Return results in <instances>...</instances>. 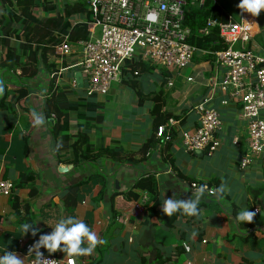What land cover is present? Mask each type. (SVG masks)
Here are the masks:
<instances>
[{"label":"crops","instance_id":"obj_1","mask_svg":"<svg viewBox=\"0 0 264 264\" xmlns=\"http://www.w3.org/2000/svg\"><path fill=\"white\" fill-rule=\"evenodd\" d=\"M228 1L239 16L237 21L247 19L252 34L249 45L264 57V10L259 16L250 14L251 17L247 12L241 13L239 0ZM0 5L6 8L2 1ZM3 13L0 11V17ZM10 40L12 45L18 42L14 36ZM78 56H68L69 62H76L75 68L72 71L60 65L57 78L58 83L73 90L68 95L71 102L84 95L80 91L83 88L74 83ZM198 57L180 75L171 73L167 102L165 94L160 102L162 111L181 114V119H175L170 131L162 136L163 142L145 160H141L140 150L154 132L151 108L162 84L159 71L139 79L143 103L137 90L122 79L117 89L111 88L107 95L90 96L78 110L70 112L68 134L87 132L92 150L120 149L124 156L121 161L92 156L78 164H73V149L61 150L59 155L55 151L51 132L55 119L47 118L44 110L50 96L48 75L44 73L38 81L26 83L32 91L17 100V94H7L6 89L15 90L21 85L11 74L0 71V82L5 85L0 95V179L23 184L16 189V207L10 196L0 193V255L6 250L15 251L24 264H29L25 245H34L41 233L33 236L29 230L25 234L22 225L36 223L34 227L42 233H50L52 229L46 224L75 216L91 227L98 240L104 241L91 254L73 257L76 264H264V223L255 224L264 209V161H254L247 170L239 168V160L248 149L240 106L231 103L220 107L221 94L217 91L214 105L220 107L222 114L223 125L218 134L222 144L212 153L189 152L182 144V133L198 126L195 105L209 93L208 82L221 74L213 60ZM16 70L21 74V68ZM189 76L195 80L189 82ZM123 96L129 97L130 109L109 106L112 102L108 98L117 102ZM33 111L44 116L45 124L34 126ZM110 114L114 121H110ZM172 131L177 134L173 139ZM235 136L240 138L238 145L233 142ZM131 156L133 161L129 160ZM149 176L157 182L156 200L161 211L165 199H194L193 183L222 189V196L209 195L206 189L199 202V215L181 212L174 222H165L162 215H151V194L135 186L138 180ZM260 188L263 194L256 198L254 193ZM130 192L149 196L148 202H140L143 208L137 214L131 213L126 200ZM243 209L255 213L249 224L235 220L236 212ZM50 254L63 260L62 264L69 257L62 251Z\"/></svg>","mask_w":264,"mask_h":264},{"label":"built area","instance_id":"obj_2","mask_svg":"<svg viewBox=\"0 0 264 264\" xmlns=\"http://www.w3.org/2000/svg\"><path fill=\"white\" fill-rule=\"evenodd\" d=\"M55 1V0H53ZM216 1V0H215ZM93 12L89 23V38L85 41L70 42L67 37L57 47V54L63 58L79 55V69L84 80L86 95H107L113 84L121 82L123 70L129 63L143 61L172 74H181L197 56L211 54L216 67L221 69L210 82L209 93L195 105L198 126L182 133L183 147L189 151L212 153L222 144L218 134L223 120L220 107L231 103L240 106L241 117L246 122L247 152L239 160V168L247 170L254 161L264 158V57L249 45L252 34L245 17L242 21L222 23L207 19L196 31L185 24L190 7H202L206 0H86ZM155 13L157 20L148 21L145 16ZM249 16L250 13H249ZM252 17V16H251ZM218 29L224 39V46L213 51L190 42L191 37H205ZM219 75V77H218ZM189 82L194 76L187 78ZM76 83V80L74 81ZM172 85L173 82L169 81ZM221 94L220 107L214 105L216 92ZM176 123L169 121L160 125L158 136ZM235 136L233 142L239 144ZM198 188V184L193 183ZM11 180L0 179V193L10 196L13 190ZM215 194V190L207 188ZM149 196L142 195L141 203L148 202ZM139 204V212L143 206ZM259 209L256 210V213ZM136 213V214H137ZM206 242V240H203ZM29 264H36L37 257L32 244H26ZM187 251L191 248L185 244ZM32 249V252L29 251ZM41 264H62L63 260L39 249ZM66 264H76L73 257L66 258Z\"/></svg>","mask_w":264,"mask_h":264},{"label":"trees","instance_id":"obj_3","mask_svg":"<svg viewBox=\"0 0 264 264\" xmlns=\"http://www.w3.org/2000/svg\"><path fill=\"white\" fill-rule=\"evenodd\" d=\"M0 1L6 5L5 13L0 17V71H6L11 74L15 78V81L21 85L20 88L15 90L6 89L7 94L8 92H15L17 94V100L23 99L33 89L27 85L28 82L38 81L41 75L46 73L49 79L48 92L50 96L46 99L44 110L47 118L55 119L51 132L56 153L59 155L61 150L73 149L75 154L73 164H78L79 161L89 160L92 156L94 158H105V156H108L116 161L123 160L124 156L121 155L123 151L120 149L102 148L92 150L87 132H79L75 135L67 133L69 130L70 112L78 110L84 104V100L89 98V96L85 93L84 95L86 96H81V99L77 102L69 101L68 95L73 90L58 83L57 78L60 65L70 67L73 71L76 62H69L68 56L62 62L61 56L57 54V47L65 41L66 37L73 43L85 41L89 38L88 26L93 21V12L90 10L86 0H65L62 5L57 0L54 2L48 0ZM229 3L228 0L226 3L222 2V0L220 2L206 0V3L202 7H190L187 10L185 24L192 31H196V29L205 24L207 19H215L222 23H228L230 20L237 21L239 16H236L235 9L230 8ZM41 10L44 14H40ZM12 36L18 40L15 45L11 44L10 39ZM190 42L201 48L213 51L224 46V39L221 37L218 29H214L210 35L205 37L193 36ZM72 55L75 58L77 57L76 53ZM213 58L214 56L211 54L198 57V59L203 60H213ZM72 64L73 66L71 67ZM17 68H21V74L17 73ZM154 70V66L143 61L129 63L123 70V81L137 90L140 94L141 103H143L142 96L144 95V91L138 88L139 79ZM159 74L162 77V84L160 91L155 95V103L151 108L154 132L140 150L142 153L141 160L148 158L151 155V151L155 150L161 144V141L163 142L164 136L158 137L157 135L158 127L168 122L170 118L181 119V114L176 115L162 111L163 104L160 102L161 96L165 94L167 102L170 93H167L166 89L171 73L160 69ZM3 102L2 100V105L4 104ZM176 135L173 132L171 139L174 136L176 137ZM72 139L73 142H71ZM133 158L134 156H131L129 160L133 161ZM13 185L14 187L10 197L14 200L13 205L16 207L18 205L16 189L23 184H15L13 182ZM135 186L147 190L151 194L150 201H153L151 215H162L165 222L170 223L174 222L179 215H182V211H178L169 217L163 211L158 210V202L156 200L157 182L151 176L141 178ZM262 189L256 190V193H254L256 198L263 194ZM215 194L218 197L222 196V193L220 191L218 192L217 188ZM32 195H34V192ZM127 196L126 200L131 206V213L136 214L140 209L139 200L142 196L135 192H130ZM198 207L200 209V204Z\"/></svg>","mask_w":264,"mask_h":264},{"label":"clouds","instance_id":"obj_4","mask_svg":"<svg viewBox=\"0 0 264 264\" xmlns=\"http://www.w3.org/2000/svg\"><path fill=\"white\" fill-rule=\"evenodd\" d=\"M237 7L241 10V13L247 12L252 14V16H259L264 10V0H239ZM145 19L148 21L155 22L157 20V15L155 13L149 12ZM5 85L0 82V95L3 94ZM32 116L34 118V126H41L45 124V118L42 114H38L33 111ZM208 186L203 184L198 188H195V198L194 199H165L162 204V211L167 216H172L178 211H182L183 214L188 216L199 215L200 209L198 207L200 199L204 196ZM222 191V189H219ZM213 193L209 190V195ZM255 213L249 209H243L236 212L235 220L238 223L252 222ZM36 223H24L22 225V230L26 234L31 230L33 236L37 233L39 235L38 241L33 245L35 250V255L37 257L36 264H41L42 253L39 251L41 247L45 248L49 253H55L57 251H62L66 253L69 257L79 258L82 255H89L93 252L98 244H103V240H98L95 232L91 227L83 220L75 216L61 217L54 225H49L52 231L50 233H42L41 229L34 227ZM82 245H87L82 246ZM29 251L32 252V249ZM0 264H24L22 260L15 251H4L3 255H0Z\"/></svg>","mask_w":264,"mask_h":264},{"label":"rangeland","instance_id":"obj_5","mask_svg":"<svg viewBox=\"0 0 264 264\" xmlns=\"http://www.w3.org/2000/svg\"><path fill=\"white\" fill-rule=\"evenodd\" d=\"M48 1H51V2H54L53 0H48ZM56 1V0H55ZM57 2L60 4V5H62V4H64V2H65V0H57ZM222 2H224V3H226L227 2V0H222ZM4 8L5 7H3L2 5H0V11H3L4 13H5V10H4ZM40 13L41 14H44L43 13V11L41 10L40 11ZM184 71V70H183ZM182 71V72H183ZM191 71V70H190ZM189 71V72H190ZM119 83L117 82V83H114L113 84V86H112V89L114 88V89H117L118 87L116 86V85H118ZM80 91H81V93L82 94H85V91L83 90V89H80ZM79 91V92H80ZM84 96H86V95H84ZM128 96H123V97H119L117 100V102H115V100L116 99H111V97L110 98H108L109 99V102H112V103H110V105L109 106H111L112 108H114V107H117V108H120V109H122V110H124V109H130V101H129V103H128ZM128 103V104H127ZM109 103H106V105H108ZM109 118H110V121H114V117H113V115L112 114H110L109 115Z\"/></svg>","mask_w":264,"mask_h":264},{"label":"water","instance_id":"obj_6","mask_svg":"<svg viewBox=\"0 0 264 264\" xmlns=\"http://www.w3.org/2000/svg\"><path fill=\"white\" fill-rule=\"evenodd\" d=\"M75 79H76L78 86L80 88H83L84 87V80H83L82 74L80 72V69L76 70ZM263 223H264V209L261 210L260 218L255 222V224H256V226H260Z\"/></svg>","mask_w":264,"mask_h":264}]
</instances>
